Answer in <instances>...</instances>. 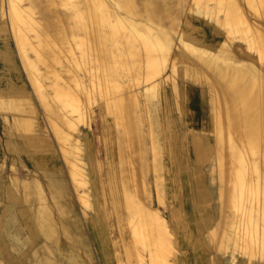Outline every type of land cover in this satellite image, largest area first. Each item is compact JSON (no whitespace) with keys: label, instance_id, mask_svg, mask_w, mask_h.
Instances as JSON below:
<instances>
[{"label":"bare ground","instance_id":"6f19581e","mask_svg":"<svg viewBox=\"0 0 264 264\" xmlns=\"http://www.w3.org/2000/svg\"><path fill=\"white\" fill-rule=\"evenodd\" d=\"M235 1L192 0L193 12L215 17L226 30L228 40L216 37L207 41L192 33L191 16L188 28L176 29V13L172 18L168 0H0V58L6 69L0 73V109L16 134L32 146L29 152L13 148L16 155L8 193L10 198L18 195L28 204H20L17 211L34 221L24 223L32 235L29 249L37 248L35 264H58L53 257L56 251L73 253L81 264H90L93 260L87 254L90 242L86 234L104 262L95 215L91 214L96 192L102 218L122 219L128 228L127 235L120 237L114 236L115 227L109 228L107 245L113 264L181 261L174 251L185 246L186 238L174 235L166 217L144 193L146 183L153 180L157 198L163 202L164 171L172 169L170 130L176 123L170 109L172 94L163 82L170 81L179 92L185 84L173 80L171 73L159 79L165 65L173 74L187 76L214 91L210 135L194 109L198 88L187 85L189 126L198 153L207 152L223 170L226 200L242 208L241 216L247 215V205L255 199L250 194L252 186L259 181V171L264 170V150L261 163L252 156L264 139V66L258 65L248 50L256 49L258 60L264 62V25L252 21L240 0ZM257 2L253 8L264 18V0ZM219 12L223 17L217 15ZM254 34L259 41L253 42ZM237 37L246 41L245 51L234 45ZM143 83V90L137 91L136 86ZM141 102L149 119V141L143 140L140 129ZM96 103L101 109L99 119L92 109ZM40 109L46 135L53 136V147L47 146L48 140L37 131L41 128ZM110 119L117 132L111 140L103 135L104 154L110 160L107 163L99 157L98 137L93 141L95 151H87L80 123L100 130L101 121ZM200 131L205 132L204 138ZM207 198L200 201L199 211H203L201 203ZM75 201L83 218L70 217ZM261 227L262 234L256 226L255 232L238 227L231 234L235 240L242 234L244 238H264V225ZM43 239L48 242H44L48 254L42 255ZM197 258L191 255V261ZM0 264L5 263L0 260Z\"/></svg>","mask_w":264,"mask_h":264},{"label":"rangeland","instance_id":"374dc122","mask_svg":"<svg viewBox=\"0 0 264 264\" xmlns=\"http://www.w3.org/2000/svg\"><path fill=\"white\" fill-rule=\"evenodd\" d=\"M168 1L171 6V12L173 13L172 18L176 15L177 23L175 24L176 26H174L177 30H179V32L183 31V29L187 27L186 25L188 23V17L191 16L192 22L194 23L191 25V28H193L191 30L193 31L192 33L196 36H200L204 40L206 39L207 41H213L216 39V37L222 38L224 41L228 40L225 28L218 24L215 17L210 18L204 14H200L195 11L193 12L190 9L192 0ZM238 1L239 0H236L235 2L238 3ZM239 2V4L242 6V9L247 13L248 17L252 21H257L258 24L260 23L264 25V18L255 11L256 9L254 10L253 8L255 7L254 5L258 3L257 0H240ZM212 4L214 5V2L210 1V5ZM223 14L224 13L219 12L217 15L219 17H223ZM167 20L170 21L172 19L168 17ZM236 35L238 36V34ZM254 35L252 37L253 42L258 40L257 36ZM2 42L3 40L2 38H0V43ZM233 42L234 45L237 47V50H246V41L242 38L239 39L237 37V39L235 38ZM257 44L258 43L255 42V47ZM248 52L252 55V59L255 60L258 65L263 64L264 66V62L258 60L259 58L256 49L248 50ZM19 70L22 71L24 75V71L22 69ZM3 71H6V69L4 68L2 60L0 58V73ZM170 73L173 80H176V82H184L185 84L183 85L185 86L184 89L179 92L177 89V91H175L174 88H172V84L170 81L165 80V82H163V85L167 86L172 94L170 97V109L172 117L174 118V121L176 123L175 126L172 127L173 129L171 128L170 130V133L172 135V160L170 159V167L172 169H170V171H164L163 183L165 184V192L163 202L160 201L159 198H157L156 185L153 180L150 183H146V185L144 186L146 187L144 188V193H146L147 195V201H149V203L152 202L151 204L156 206L159 209L160 213L166 217V220L169 226L174 231V235L176 237L180 238V236H183L186 238L187 242L185 246H182L180 248L178 247V250L174 251L178 254L181 259V261H179V264H259L262 261L261 254L264 252V238L260 235H258L259 237L256 235L257 237L254 238H251L248 235V237L244 238V235L242 234L243 238L240 236L239 239L236 238L235 240L234 236H232L233 234L231 233H233L235 229H242V226H244L245 224L244 228L248 229L249 227V230L253 228L254 232L256 230V228L254 227H259L260 234H262L261 226L264 225V170H261L262 172L259 171V181L258 183L255 182L254 186H252V193L250 192V194H252V198H254L255 195V199H253V201H250V203H248L247 205L249 213L247 212V215H245V213L241 216L242 208L240 206H233V204L228 202L225 198V189L223 188V184L226 181L224 180L225 178L223 179V170H220L221 168H218V164L215 163L214 158H208L206 154L207 152L204 151L202 153H198L194 138L192 137L194 136V132L190 129L188 122L190 121L191 113L187 104V85L193 87L194 89L198 88L196 91V100L193 101L194 109L199 114V119H201L202 123H205L206 128H208L204 129L205 132H208V134L210 133V135H212L210 130L211 128L213 129L214 124L213 107L216 105L214 102V94H212L214 91L212 90V88L206 85H203V87L202 84L200 85L197 82L195 83L191 78L187 76H185V78H182L177 72H175L177 73L176 75L173 74L170 70L169 65H165L163 67V70L158 76V78H165ZM144 84L145 83L136 86V90H143ZM142 106L143 102H141V106L138 107L142 114V118L140 121V129L142 131L143 140L149 141L150 136L148 133L149 130L147 128L149 127V119L147 112H145L144 106ZM92 109L96 111L97 118L99 119L101 117L100 105H98L97 103L93 104ZM40 111L41 109L38 112V118L41 119V128L39 127L37 131L42 132L40 133L42 134V137L48 140V142H46L47 146L53 147V136L46 135L47 132L45 130V121H43V113L42 111ZM3 114L4 112L0 109V260H2V262H4L5 264H10V261H13L14 264H35L37 258L35 250L37 248L29 249L28 243L30 242L32 235L27 232V226L24 223H34V221L33 219H25V217L18 214L17 211V207L20 204L24 207H28V204H25L21 197L17 198L18 195H16V198H10V193H8L11 182L10 175L12 172V158L13 155H16V152H14L13 148H17V150L20 152H29L32 150V146L30 143L28 144L25 141V138H22L16 134V132L14 131V126L11 124V122H7L4 120ZM131 116V118H133L134 114ZM12 117L13 114L10 112V119ZM93 119H95L94 116ZM94 129H92V131L87 124L83 122L80 123L81 137L84 142V145L87 148L88 152H91L90 148H92L94 152L95 145L93 141H96L98 137L100 144L97 147H99V149L101 147L100 151H98L99 157L102 161L109 163L110 160L107 158L108 155L104 154V145L102 144L104 142L103 135H107L109 137L108 139L111 140L113 136L112 134L115 135L117 132L116 124L111 119L109 120V122L101 121L100 130L96 128ZM205 132L200 131L199 136H202V138H204ZM186 140H188V143ZM263 141L264 139H262L260 142L261 149L260 146L258 147L260 150L256 149V151L258 150V153L260 155H258L257 152L256 154L254 153V155L251 154L252 156H254L253 158L256 159L257 162L258 159L260 160L262 158L261 150H264ZM112 147L113 146H111V149ZM257 156L260 158H256ZM164 160H167V157H164ZM261 160L258 163H261ZM114 163L116 165L115 160ZM22 168L23 166L20 167V169ZM206 197L208 198L201 203V205L204 206V209L203 211L202 209L199 211V202L202 199H205ZM94 198L95 199L93 206L94 210L96 211L93 210L91 214L95 215V222L97 223L101 234L104 232L103 234L106 238L102 239V244L107 249V238L108 234H110L111 231V229L109 228L112 226L115 227L112 229L114 230V232L116 231L115 233H117V235H114L116 237H120L124 234L126 236L128 228L126 222L122 219H103L101 214L102 212L100 210V202H98L99 200L97 198V192L94 194ZM165 198H167V200ZM186 198L189 199L188 203L185 205ZM70 213V217L72 218L74 216H80L79 218H83L82 212L80 211V209H78L76 201L74 209ZM248 215L250 217H248ZM256 215H258V217ZM26 217H29V214H26ZM256 217L259 218V220L256 219ZM242 221L244 222V224ZM252 223H255L256 225H253ZM183 234H185V236ZM123 237H121V239ZM86 238V240L90 242L89 245L93 250L91 239H89L90 235L86 234ZM43 241L47 240L44 239ZM241 241L243 242V244H241ZM12 242H14L15 244H13ZM234 246H237L236 249L234 248ZM251 248L254 252L251 251ZM198 250H200L203 255L201 260L197 258L196 260L191 261V254L196 253ZM93 251H91L90 253L95 256L94 261L96 264H98L96 253L95 251ZM105 253H109V251L106 250ZM110 253L111 257L107 258H110L112 260V252ZM14 260L16 261V263ZM68 264H72V262L68 261Z\"/></svg>","mask_w":264,"mask_h":264},{"label":"crops","instance_id":"0c3cea01","mask_svg":"<svg viewBox=\"0 0 264 264\" xmlns=\"http://www.w3.org/2000/svg\"><path fill=\"white\" fill-rule=\"evenodd\" d=\"M189 199V198H188ZM188 199H187V201L185 202V205L188 203ZM199 204H200V202H199ZM192 215V214H191ZM82 225H83V228H84V230L85 229H87L86 227H85V225L83 224V222H82ZM94 225H95V227H96V232H97V237H98V240H99V243H100V249L102 250L101 252H102V256H103V258H104V262H101L102 260H101V257H100V253L98 252V250L97 249H94L95 247H93V245H92V247H93V250L96 252V256H97V262H98V264H113L112 262H111V259L110 258H107V257H110V248H109V246H108V248L106 249L105 248V246H103V244H102V239H104L105 238V236L103 237V235H100L101 234V232L99 231V227L97 226V223L95 222V219H94ZM98 231H99V233H98ZM100 237H102L101 239H100ZM90 239V238H89ZM44 240V239H43ZM41 241L42 242V247L40 248V253L43 255V254H48V252H47V249H46V247H44V246H46L45 244H48V242L47 241ZM108 241V240H107ZM44 242H45V244H44ZM92 243V242H91ZM15 244V243H14ZM106 244H108V243H106ZM88 248V249H87ZM86 248V250H87V254H88V256L90 257V259H92L91 261V263L90 264H96L95 263V261H94V257H93V255H92V253H89V252H91V251H93L92 250V248H91V246L89 245L88 247ZM91 250V251H90ZM105 250V251H104ZM106 250H108L109 251V253H104V252H106ZM42 251H43V253H42ZM47 252V253H46ZM56 254L53 256L55 259L57 258V261L56 262H58V264L60 263V264H68L67 263V261H70L71 262V259H72V264H79L80 263V260H79V258H78V260H77V258H76V256H75V254L73 255V253H60L59 251H56L55 252ZM64 254V255H63ZM109 254V255H108ZM194 255H197L198 256V259H199V257L200 258H202V252L200 251V250H198L196 253H193ZM193 254H191V255H193ZM41 255V256H42ZM57 255V256H56ZM68 255V256H67ZM70 255V256H69ZM91 255V256H90ZM40 256V257H41ZM52 256V255H51ZM63 258H62V257ZM67 258H66V257ZM106 256V257H105ZM93 257V258H92ZM59 258V259H58ZM81 259V258H80ZM199 260H201V259H199ZM15 261V260H14ZM75 262V263H74ZM15 263H16V261H15ZM261 263H263L262 261H261ZM261 263H259V264H261ZM81 264V263H80Z\"/></svg>","mask_w":264,"mask_h":264}]
</instances>
